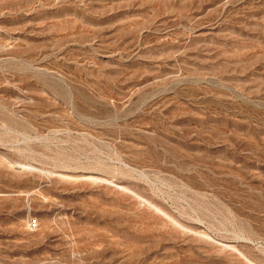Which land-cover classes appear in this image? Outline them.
<instances>
[{
	"label": "rangeland",
	"instance_id": "rangeland-1",
	"mask_svg": "<svg viewBox=\"0 0 264 264\" xmlns=\"http://www.w3.org/2000/svg\"><path fill=\"white\" fill-rule=\"evenodd\" d=\"M0 264H264V0H0Z\"/></svg>",
	"mask_w": 264,
	"mask_h": 264
},
{
	"label": "built area",
	"instance_id": "built-area-1",
	"mask_svg": "<svg viewBox=\"0 0 264 264\" xmlns=\"http://www.w3.org/2000/svg\"><path fill=\"white\" fill-rule=\"evenodd\" d=\"M30 226H31L32 228L37 227V226H38V222H37V220H32V222L30 223Z\"/></svg>",
	"mask_w": 264,
	"mask_h": 264
}]
</instances>
